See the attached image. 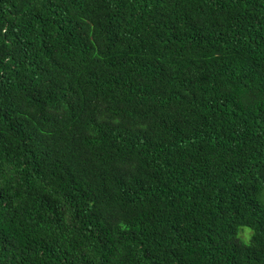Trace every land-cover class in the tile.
<instances>
[{
    "label": "trees",
    "instance_id": "trees-1",
    "mask_svg": "<svg viewBox=\"0 0 264 264\" xmlns=\"http://www.w3.org/2000/svg\"><path fill=\"white\" fill-rule=\"evenodd\" d=\"M0 264H264V0H0Z\"/></svg>",
    "mask_w": 264,
    "mask_h": 264
},
{
    "label": "rangeland",
    "instance_id": "rangeland-1",
    "mask_svg": "<svg viewBox=\"0 0 264 264\" xmlns=\"http://www.w3.org/2000/svg\"><path fill=\"white\" fill-rule=\"evenodd\" d=\"M245 231H242L241 233V237L244 239V240H247L248 237H249V234L251 233L250 229L249 228H244Z\"/></svg>",
    "mask_w": 264,
    "mask_h": 264
}]
</instances>
